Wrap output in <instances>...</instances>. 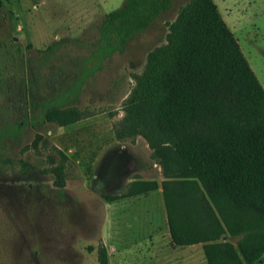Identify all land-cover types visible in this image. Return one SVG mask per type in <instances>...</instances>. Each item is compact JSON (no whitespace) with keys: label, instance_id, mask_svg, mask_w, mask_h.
Returning <instances> with one entry per match:
<instances>
[{"label":"rangeland","instance_id":"374dc122","mask_svg":"<svg viewBox=\"0 0 264 264\" xmlns=\"http://www.w3.org/2000/svg\"><path fill=\"white\" fill-rule=\"evenodd\" d=\"M124 1L0 0V264H102V250L106 264H156L160 247L152 243L170 238L161 235L167 178L154 151L140 136L117 140L113 125L147 53L165 43V23L188 0H174L122 53L81 77L92 65L84 61L97 26ZM214 2L264 88V0ZM78 80L64 105L93 116L66 127L33 124L46 100ZM53 147L68 156L60 184L51 172L59 162ZM128 180L154 181L157 189L109 210L103 196L125 193ZM254 264H264V256Z\"/></svg>","mask_w":264,"mask_h":264},{"label":"trees","instance_id":"16d2710c","mask_svg":"<svg viewBox=\"0 0 264 264\" xmlns=\"http://www.w3.org/2000/svg\"><path fill=\"white\" fill-rule=\"evenodd\" d=\"M173 1L125 0L105 14L81 77L122 53ZM165 25V43L147 53L114 136H140L154 151L167 178L161 188L173 244H202L206 264H254L264 256V88L214 0H188ZM81 84L46 100L33 124L66 127L93 116L64 105ZM53 149L59 162L51 172L60 184L68 156ZM156 189L154 181L135 180L125 193L103 197L111 202ZM100 261L106 264L104 250Z\"/></svg>","mask_w":264,"mask_h":264},{"label":"crops","instance_id":"0c3cea01","mask_svg":"<svg viewBox=\"0 0 264 264\" xmlns=\"http://www.w3.org/2000/svg\"><path fill=\"white\" fill-rule=\"evenodd\" d=\"M132 181L133 180H130V181L128 180L126 183H129ZM120 193L121 191L118 190V191L113 192L111 195H120ZM151 193L152 192L133 196V197L120 198V199L111 201L108 203L109 210H112L114 212L122 211L125 209V203H127V201H131L133 199L139 200L140 197L151 194ZM162 201H163V198H162ZM163 205H164V202H163ZM164 211H165V207H164ZM162 218H163L162 222L164 225H163V230H161V235H163L164 232L169 233L167 220H166V212H163ZM156 245L160 247V249H157V252H155L154 254V262L156 264H206V260H205L203 250H202V244L181 247V246H177L173 244L171 239L168 236L167 239L166 238L161 239V241H158V243L154 242L152 243L151 246L155 247ZM109 251H110L109 252L110 254V253L115 252V249L112 247H109Z\"/></svg>","mask_w":264,"mask_h":264}]
</instances>
